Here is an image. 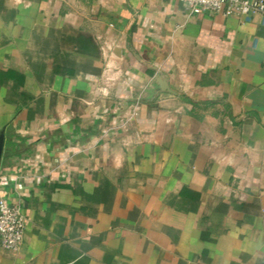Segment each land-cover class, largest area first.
<instances>
[{
    "label": "crops",
    "instance_id": "0c3cea01",
    "mask_svg": "<svg viewBox=\"0 0 264 264\" xmlns=\"http://www.w3.org/2000/svg\"><path fill=\"white\" fill-rule=\"evenodd\" d=\"M0 132V264H264L260 15L0 0Z\"/></svg>",
    "mask_w": 264,
    "mask_h": 264
},
{
    "label": "built area",
    "instance_id": "2783aa9c",
    "mask_svg": "<svg viewBox=\"0 0 264 264\" xmlns=\"http://www.w3.org/2000/svg\"><path fill=\"white\" fill-rule=\"evenodd\" d=\"M192 15L222 13L249 20L258 14L264 22V0H180ZM106 56V55H105ZM107 65V62H106ZM104 87L97 88L105 94ZM106 133V130H102ZM25 215L21 207L0 195V242L2 247L18 250L23 241Z\"/></svg>",
    "mask_w": 264,
    "mask_h": 264
},
{
    "label": "water",
    "instance_id": "95a60500",
    "mask_svg": "<svg viewBox=\"0 0 264 264\" xmlns=\"http://www.w3.org/2000/svg\"><path fill=\"white\" fill-rule=\"evenodd\" d=\"M2 147H3V132H0V161H1Z\"/></svg>",
    "mask_w": 264,
    "mask_h": 264
}]
</instances>
